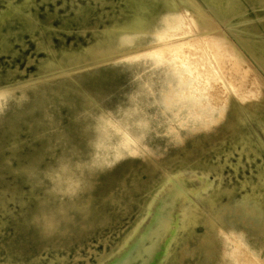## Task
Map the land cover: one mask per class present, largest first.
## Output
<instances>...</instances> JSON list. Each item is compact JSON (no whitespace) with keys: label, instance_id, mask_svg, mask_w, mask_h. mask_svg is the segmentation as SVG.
<instances>
[{"label":"rangeland","instance_id":"rangeland-1","mask_svg":"<svg viewBox=\"0 0 264 264\" xmlns=\"http://www.w3.org/2000/svg\"><path fill=\"white\" fill-rule=\"evenodd\" d=\"M136 1L0 0V73L12 74L2 81L8 83L28 80L30 75L39 70V63L52 57L55 61L61 60L63 52L71 54L80 49L86 54L80 58L81 62H86L84 57L92 62L93 59L85 51L86 48H81L95 40L94 29L109 23L112 16L119 14L120 6L133 5ZM217 2L218 0H193L194 5L188 2V6L191 10L197 7L203 19L209 17L205 21L210 22L209 26L219 32L226 30L222 29L226 28L224 19L232 21L233 29L226 30L228 32L225 33L229 39L232 38V43H235L246 62L253 67L251 74L257 78L259 90L254 100L264 102V66L251 52L254 50L258 53L262 50L264 59V41H261L264 40V1L253 0L249 4L246 3L245 7L231 12H221L216 7ZM238 38L246 40L245 43ZM129 62L126 58L120 59L119 62H103L95 68L80 69L81 72L74 77L82 80L80 82L84 86H90L88 88L92 92L108 91L107 96L114 93L119 97H122L126 90L130 91L132 84L137 85L139 77H159L157 74L143 72L144 60L135 64ZM132 67H136L138 72L124 70ZM139 72L140 74H137ZM42 75L35 74L34 78ZM153 83L156 84L157 80ZM67 85H72L70 78L56 75L54 79L43 80L38 86H26L29 97L24 102L25 106H21L17 98L22 95L21 89L18 88L12 92L14 97L8 94L7 102L1 105L0 160L4 166L0 165V264H117L130 252L141 230L152 220V209L159 197L172 186L171 174L194 175V185L207 186L205 185V190L202 186L201 196L195 197L194 207L197 209L187 210L179 219L183 221L180 224L184 226V230H180L181 236L178 240L169 244L166 240H161L146 264H231L222 256V241L217 238L208 214L232 198L243 200L246 193L249 194L246 199L250 204H254L256 199H264V104L252 107L253 109L243 105L242 109L250 119L245 126L237 120V112L233 107H225L223 115L219 113L222 102L213 112L219 117L218 120L208 123L209 120L206 119L193 121L190 118L189 122L181 124L174 120L171 110L174 108L164 107L163 96L157 90L158 98H146L147 102L137 111V115L145 114L149 119L143 124L147 130V145H135L138 152L122 157L114 168L107 171L97 170L99 175L95 186H91L92 191L86 193L87 196L93 195L94 201L87 206L78 200L79 207L69 209L68 214L75 219L74 226L72 225L70 232L63 236L47 234L32 218L39 198L50 195V174L39 172L37 177L42 183L32 185L26 180L24 173L11 172L9 164L3 160L4 157H11L12 165L18 164L9 147V127L16 117L22 127L19 131L22 140L18 150L20 155L25 152L24 149L29 150L26 141L32 139L38 149H47L46 161L55 166L58 165V156L63 150L66 155L77 157L69 149L70 144L56 140V125L64 128L74 126L70 115L74 116L75 111L67 103L74 101L68 96L69 93L72 96L76 94L69 89L62 100L59 93L60 90L64 92ZM232 94L230 90L226 94L230 102L238 107L242 105L238 96ZM247 102L249 101L243 103L248 104ZM55 105L59 107V112L63 113L61 123H49L44 115L46 107L54 111ZM55 116L57 120L60 118L57 111ZM171 125H176L177 129L171 128ZM246 126L259 135L245 133V130H249ZM70 141L79 146L74 148L77 152L88 151L86 142L74 137L73 133H70ZM40 164L45 168V162ZM206 172H209V180L196 176L199 174L203 177ZM221 172L226 174V180L218 181L215 175ZM85 176L94 177L88 169ZM115 177H118L117 180H114ZM231 178L234 184L229 181ZM210 184L213 186L209 187ZM233 188V192L229 194L228 190ZM57 193L62 195L61 190H57ZM65 196L66 202L71 203L68 194ZM178 199L175 208L177 212L188 204L184 198ZM44 204L54 202L47 200ZM91 214L94 216L91 217ZM240 216L243 217L242 214ZM236 223L238 227L248 229L243 221L238 220ZM211 235L214 236V242L203 240ZM263 237L251 232L245 239L252 248L250 251L264 260ZM186 243L190 249H187ZM198 243H201L199 248L194 249ZM211 243L215 248L208 253ZM167 244L170 245L169 251L164 254Z\"/></svg>","mask_w":264,"mask_h":264},{"label":"bare ground","instance_id":"bare-ground-1","mask_svg":"<svg viewBox=\"0 0 264 264\" xmlns=\"http://www.w3.org/2000/svg\"><path fill=\"white\" fill-rule=\"evenodd\" d=\"M209 1L216 2V0ZM252 1L226 0L223 2V0H218L216 7L221 12H231L245 7L246 3L249 4ZM188 2L194 5V3L192 4L193 0H137L133 5L120 6L119 14L112 16L109 23H105L104 27L98 26L94 29V31L96 30L95 40L88 46L81 48H86L85 51L91 55L92 62L84 57L86 62L82 63L80 58L86 54L82 53L80 49H73L74 52L71 54L63 52L61 60L55 61L52 57L39 63V70L35 74H43L42 76L34 78L35 74H32L28 80L7 83L2 80L12 74L0 73V111L2 110L1 105L7 102V95L14 97L15 94L12 92L16 88L21 89L22 95L17 96V98L20 105L25 106L24 102L29 97L26 86H38L43 80L54 79L56 75L65 76L72 80V85H67L65 91L60 90L59 93L62 100L64 95L68 94L69 89L76 94V96H72L69 93L68 96H71V100L74 101H67L69 107L75 111L74 116L70 115L73 122L71 123L74 126L64 128L56 125L58 129L56 140L64 141L66 145L70 144L69 149L77 157L73 158L66 155L63 150L58 156L59 163L55 166L52 162L46 161L47 149H43L44 151L38 149L32 139L26 141L30 147L29 150L24 149L25 152L20 155L18 150L22 140L19 131L22 130V127L15 114L17 119L12 120L9 127L11 135L9 147L18 164L17 166L12 165L11 157H4L3 160L9 164L8 168L11 172L24 173L26 180L32 185L42 183L37 177L39 172L45 171L50 174L52 179V184L49 187L50 195L46 194L45 198L42 199L38 197L39 203L32 217L34 222L41 227L38 217L46 212L55 213V218L58 221L56 230L47 232L41 227L47 234L65 236L70 232V227L75 219L68 214V211L71 208L79 207L78 200L87 206H90V203L94 201L93 195L87 196L86 193L91 192L92 187L95 186L99 175L97 170H110L117 165L116 163L122 157L137 153L138 149L135 145L139 143L144 146L147 145L145 143L147 130L144 129L143 124L149 119L145 114L137 115V111L143 103L147 102L146 98L151 96L158 98L157 90L163 96L164 107L174 108L171 109L174 113V120L181 124L189 122L190 118L193 121L206 119L209 120L208 123L212 120H218L219 117H216L213 112L222 102L219 113L223 115L226 108L233 107V110L237 112V120L244 125L249 123L250 119L246 117L242 109L243 105L253 109L252 107L264 104V102L254 100V96L258 95L259 90L257 78L251 74L253 67L246 62L241 50L237 48L235 43H232V38L229 39L226 35L228 32L226 30L233 29L232 21L228 18L224 19L223 23L226 28L222 29H226L224 30L226 33L221 29L222 32L214 30L213 27L209 26L210 22L205 21L209 17L203 19L199 15L197 7L195 10H191ZM238 39L242 43L246 41L241 38ZM39 43L41 44V42ZM251 52L257 61L264 66L262 50L258 53L254 50ZM123 58L128 59L130 64L140 63L144 60L143 72L157 74L159 77H139L138 84H132V89L126 90L122 97L115 96L112 92L111 95L107 96L108 91L92 92L88 88L90 86H84L80 82L82 80L74 77V75L79 74L78 72H81L80 69L95 68L103 62H119ZM124 70L132 73L138 72L136 67L125 68ZM156 80L157 83L154 84L153 82ZM229 90L233 93L232 95L238 96L242 105L238 107L235 103L230 102L229 98L226 97ZM62 100L60 101L62 102ZM245 101H249L248 104H244ZM55 107L54 111H50L48 107L44 109V115L49 123L63 122V113L59 112L58 106L55 105ZM55 111L60 114L58 120ZM5 118L7 117L5 116ZM157 118L162 120V118ZM170 127L177 129L176 125ZM246 127L249 129V126ZM250 129L245 130V133L259 135ZM70 133L86 142L87 152L83 150L77 152L74 149L78 145L70 141ZM51 152L54 153L52 149ZM41 162H45V168L41 166ZM0 165L4 166L2 160H0ZM86 169L94 177L85 176ZM235 169L237 170V168ZM171 175L172 186L159 197L157 204L152 209V220L141 230L130 252L121 261L116 262L117 264H146L161 240H166L167 242H165L169 244L181 236L180 230H184V226L181 225L183 221L181 222L179 219L187 213V210L197 209L194 207L196 206V203L194 204L195 197L201 196L203 185L200 187L194 185V175ZM208 175L209 172L204 173L203 177L199 174L196 176L200 179H206ZM215 176H217L218 181L226 180L225 173L221 172ZM117 178L115 177L114 180ZM229 181L234 184L233 178ZM212 182L211 184H213ZM211 184L209 187L214 185L211 186ZM205 185L207 186V184ZM205 185L203 186L204 190L206 189ZM57 190H61L62 195H59ZM233 190L234 188L228 190L229 194ZM66 194H68L71 203L66 202ZM248 195L246 193L243 200L232 198L208 214L217 238L222 241L220 246L223 251L222 256L231 264H264L261 256L250 251L252 248L245 239V236H249L251 232L264 236V199H256L254 204H250L246 199ZM178 198H184L188 204L177 212L175 208ZM47 200L53 201L54 204H44V201ZM241 214L243 217L240 216ZM92 216L94 215L91 214ZM185 220L188 221L186 218ZM238 220L243 221L248 229L238 227L236 223ZM213 237L211 235L203 238V240L214 242ZM168 244L165 245L166 252L164 254L169 251L170 245ZM200 244L198 243L194 249L199 248ZM187 245L188 243L185 244L187 249H190ZM214 248L215 245L211 243V247H208V253Z\"/></svg>","mask_w":264,"mask_h":264},{"label":"clouds","instance_id":"clouds-1","mask_svg":"<svg viewBox=\"0 0 264 264\" xmlns=\"http://www.w3.org/2000/svg\"><path fill=\"white\" fill-rule=\"evenodd\" d=\"M38 222L41 224V227L47 232H53L58 226V221L55 218L54 212L43 213L38 217Z\"/></svg>","mask_w":264,"mask_h":264}]
</instances>
